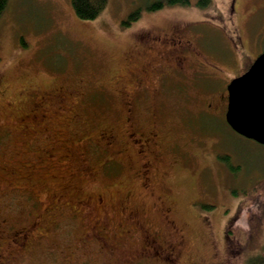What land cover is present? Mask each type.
Returning a JSON list of instances; mask_svg holds the SVG:
<instances>
[{
  "label": "rangeland",
  "instance_id": "1",
  "mask_svg": "<svg viewBox=\"0 0 264 264\" xmlns=\"http://www.w3.org/2000/svg\"><path fill=\"white\" fill-rule=\"evenodd\" d=\"M152 1L108 0L92 20L79 19L70 0L7 1L0 16V264H244L262 250L264 207H255L260 190L252 188L264 176V143L229 126L213 93L264 50V0L151 10ZM138 33L178 36L188 49L181 70L172 68L160 88L154 76L136 96L131 73L159 61L164 48H148ZM41 92L62 99L39 106ZM32 111L46 116L18 120L29 121ZM132 129L155 133L143 153L128 142ZM109 132L107 144L102 134ZM143 161L151 165L148 186ZM78 198L87 202L80 207ZM122 206L135 209L140 229L126 230ZM231 220L232 241L225 237ZM147 231L166 247L180 235L178 254L143 246Z\"/></svg>",
  "mask_w": 264,
  "mask_h": 264
},
{
  "label": "flooded vegetation",
  "instance_id": "2",
  "mask_svg": "<svg viewBox=\"0 0 264 264\" xmlns=\"http://www.w3.org/2000/svg\"><path fill=\"white\" fill-rule=\"evenodd\" d=\"M264 20V19H263ZM261 20V29L259 30V33L262 34L264 36V21ZM137 39L139 41H142V42H148V41H151L149 43L148 48H152L153 45L155 44H160V43H163L164 45V48L162 50L163 53L162 54V58L155 62V63H148L149 64V67H146V68H142L140 67V70L138 73H134L132 72L131 75L133 76V79H134V84L136 82V86H137V94L136 96H138L140 94L141 91H143V89H147L150 85H148L146 82L147 81H150L153 79V77L155 76V81H156V87L157 88H160L162 87L161 84H163L164 80L167 79V76L170 75L169 72L172 71V68L176 69V70H181L183 68V62H184V56L182 55V52H184V49H188V46L187 44H185V42L182 40V38L178 37V36H171L170 38H163L160 36V35H148V38L146 36V34L144 33H138V37ZM153 42V43H152ZM240 43V42H239ZM241 44V43H240ZM237 45V43H236ZM184 46V48H182ZM264 51L263 49H261L259 51L262 52ZM256 57V56H255ZM249 65L252 63V61L254 60L249 58ZM160 66H158V64H160ZM245 65L247 63H244ZM244 65V66H245ZM249 65L247 66V68L249 67ZM246 68V69H247ZM245 69H243V67L240 69V73L244 72ZM237 76V75H236ZM198 78V76H197ZM185 80V78H184ZM229 83V82H228ZM228 85V84H227ZM227 85H226V88L224 90H220V91H217V92H214V97L217 98V101L220 102V107L222 110H218L220 112L218 113H222L223 115H225V112H226V109H227V99H228V93H227ZM140 88V92H138ZM158 90V89H157ZM144 91H148V90H144ZM156 91V90H155ZM33 93V91H31V94ZM142 93V92H141ZM58 97L60 100L62 99L61 96H58L57 93H47V92H41L40 96L38 98H40V102L37 103V105L41 106V101H43V99H51L52 100H56L55 98ZM213 97V98H214ZM37 102V101H36ZM210 103V102H209ZM207 103V104H209ZM129 104V102H128ZM130 109V108H129ZM61 112H63L65 110V108H60L59 109ZM224 111V112H223ZM32 115H31V118L29 119H26L24 115L20 116L19 117V121L20 120H24L22 123L26 124L28 122H31L32 118L34 119V117H37L39 118L40 120H42L45 116H46V112L44 111H41L40 113L39 112H35V111H32ZM27 125V124H26ZM22 130L24 131H27L25 129L22 128ZM128 133H127V136H128V142H132L133 144H136V146L139 148L138 149V152L139 153H143V151L145 150L144 146H145V143L148 141V140H151L153 135H155V133H147V132H138V131H134L133 129L132 130H127ZM102 137L104 138V140L106 141L107 144H110L113 139H114V135L109 132L108 134H102ZM122 151L121 150H118L116 151V153H118L120 155ZM110 159H113L112 157H110ZM109 159V161H110ZM150 163L147 161H143V163L141 164L140 166V176L142 178V185L144 186H148V179H150V176H149V173H150ZM130 198V197H129ZM101 199V198H100ZM159 199V198H158ZM60 200V199H59ZM128 201H130V199H127V201L124 203H128ZM86 199L84 198H78V201H77V204L81 207L82 204L84 205L85 204ZM123 204V205H124ZM123 207V206H122ZM124 210V214H126L125 219H127V221L130 223L131 227L129 229H126L127 231H131V230H135V229H140V222L138 219H135V215H136V211L135 209H132V210H125L127 209L126 207H123ZM90 209V206H87L85 205L83 211H88ZM82 211V212H83ZM162 213H163V217L165 216V220L167 221L168 219V209L164 212V210H162ZM7 220V219H6ZM4 220V221H6ZM94 221H98V222H101V219L100 217H96L94 219ZM33 226V224H31L29 227H26L24 229V232H26L27 234V231L29 229H31V227ZM154 233V234H153ZM157 233L158 232H148L145 233L143 235V237H141V240H143V246L145 247H148L150 246V248H160V249H167L170 251H174L177 247V245H180V242L182 241V239L180 238V235H179V238H177L178 240L173 242V243H169V245L166 247V246H162L161 242L159 240H157ZM151 235V236H150ZM171 235V234H170ZM172 236V235H171ZM174 237V236H173ZM163 241H166V240H163ZM148 245V246H147ZM144 247V248H145ZM149 248V247H148ZM157 248V249H158ZM169 248V249H168ZM147 250V249H146ZM175 254L177 255L178 254V251H174ZM172 261V264H177L173 259L171 260Z\"/></svg>",
  "mask_w": 264,
  "mask_h": 264
},
{
  "label": "water",
  "instance_id": "3",
  "mask_svg": "<svg viewBox=\"0 0 264 264\" xmlns=\"http://www.w3.org/2000/svg\"><path fill=\"white\" fill-rule=\"evenodd\" d=\"M225 119L238 134L264 143V51L229 80Z\"/></svg>",
  "mask_w": 264,
  "mask_h": 264
},
{
  "label": "trees",
  "instance_id": "4",
  "mask_svg": "<svg viewBox=\"0 0 264 264\" xmlns=\"http://www.w3.org/2000/svg\"><path fill=\"white\" fill-rule=\"evenodd\" d=\"M8 0H0V16L1 13L4 11V8L6 7V3ZM71 1V7L75 15L79 19H85V20H92V18L98 16L103 8L106 6L108 0H70ZM211 0H194V4L200 8L207 7L208 4H210ZM191 3V0H153L150 4L147 5L148 9L151 10H157L159 7H161L163 4H178V5H189ZM140 9L137 8L136 12L131 13L128 16L129 20H136V18L139 16ZM249 63H247L243 69H246ZM235 169V166L231 165L230 170ZM252 188L253 191H259L256 192L254 196V202L255 207L258 209H262L264 207V176L257 181L256 184L253 185ZM249 191H245L247 194ZM250 194V193H249ZM248 194V195H249ZM213 207V205H208V208L210 209ZM245 209V208H244ZM264 210V209H263ZM261 210V212H263ZM246 212L247 210H240V212ZM235 221V219H234ZM234 221H230V224L228 225L227 229L225 230V237H227L229 240L232 241V238L230 236L231 230H232V224ZM262 250L260 252H257L255 254L247 255L245 259L244 264H264V241L262 243Z\"/></svg>",
  "mask_w": 264,
  "mask_h": 264
}]
</instances>
